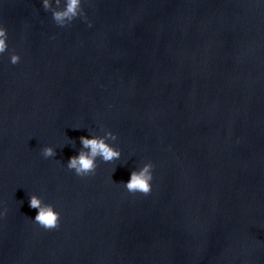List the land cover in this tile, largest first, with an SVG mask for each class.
Segmentation results:
<instances>
[{"label": "clouds", "instance_id": "clouds-1", "mask_svg": "<svg viewBox=\"0 0 264 264\" xmlns=\"http://www.w3.org/2000/svg\"><path fill=\"white\" fill-rule=\"evenodd\" d=\"M59 3L60 0H56V4L59 5ZM83 3L84 0H66L65 7L62 10H53L52 18L56 25L65 27L70 25L74 19L80 18L87 21L88 26L91 27V22L88 21L85 14ZM42 6L45 10H50L53 7L50 0H42ZM7 39V30L0 25V54L8 50ZM20 59V56L15 52L10 54L11 64H17ZM100 128L104 127L101 125ZM68 139L74 141L70 138ZM116 140V134L109 130H106L103 135H95L92 132H88V135H81L79 137V149L76 150V154L68 157L65 166L78 177L94 175L98 167V161L109 163L121 158L122 152L115 145ZM40 154L44 159L56 158L57 151L52 146H44L41 148ZM153 170L154 164L151 161H147L142 166L132 169L129 178L121 182L124 189L132 194L148 195L152 191ZM28 204L31 209L36 210L32 220L39 227L44 230H53L59 227L60 212L55 209L53 204L44 202L36 194L29 195ZM2 215L3 212H0V216Z\"/></svg>", "mask_w": 264, "mask_h": 264}]
</instances>
